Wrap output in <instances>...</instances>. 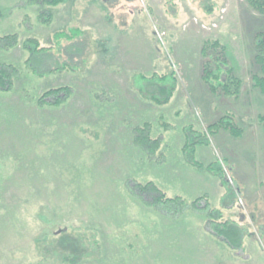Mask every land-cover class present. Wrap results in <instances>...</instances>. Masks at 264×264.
I'll return each instance as SVG.
<instances>
[{"label":"rangeland","instance_id":"374dc122","mask_svg":"<svg viewBox=\"0 0 264 264\" xmlns=\"http://www.w3.org/2000/svg\"><path fill=\"white\" fill-rule=\"evenodd\" d=\"M204 3L66 0L45 8L54 14L46 25L43 7L0 0V37H33L52 47L45 53L0 49V63L19 72L14 89L0 91V264H64L58 253H79V234L97 238L101 252L88 258L96 252L87 249L77 264H264V129L257 122L264 95L250 74L264 17L244 0H215L210 13ZM76 28L84 32L74 42L83 58L72 59L75 45L64 42L70 45L65 53L54 35ZM207 40L226 47L244 84L240 98L214 95L203 83ZM85 59L77 72L62 70L63 60L79 67ZM171 72L178 87L165 106L131 89L134 74ZM67 85L75 93L63 106L36 105L46 90ZM97 93L110 99L97 102ZM227 113L244 128L242 137L221 131L207 145H193ZM146 122L162 139L153 156L133 143L134 128ZM188 127L196 133L187 149ZM216 160H224L230 192L193 167ZM150 181L169 197L184 198L185 209L170 216L131 194L134 185ZM204 196L241 229L239 251L207 232L210 208L191 207Z\"/></svg>","mask_w":264,"mask_h":264},{"label":"trees","instance_id":"16d2710c","mask_svg":"<svg viewBox=\"0 0 264 264\" xmlns=\"http://www.w3.org/2000/svg\"><path fill=\"white\" fill-rule=\"evenodd\" d=\"M244 1H246L252 11L264 17V0ZM27 2L30 5L44 8L41 17L42 21L47 25L52 23L54 14L49 10L47 11L45 8H54L63 5L66 3V0H27ZM204 2V9L206 12H212L216 6L215 0H204ZM83 33L84 32L81 29L76 28L69 32L59 31L55 33L54 37L58 44L62 43L60 49L64 52H67V48L70 47V45H64V47V42H70V44L75 45L73 52L70 54L73 55L70 56L72 59H74L77 54L80 58H83V56H81L82 51L80 50L79 52L78 46L74 43L80 42L84 36ZM83 45L84 44L82 43V49L84 51L86 50V47ZM256 46L260 52L256 54L254 58L252 57V59H250L251 84L254 89L259 90L264 95V33L259 35L258 40L256 41ZM19 47L22 50H28L31 53H45L52 50L51 46H42L41 42L33 37H29L24 40H20L18 35L0 37V49L13 50L18 49ZM201 55L203 58L201 79L207 86L210 93L226 98H240L243 92L244 84L242 79L236 74L233 67L229 64V59L226 55V47L218 40H207L204 42ZM85 61L86 59L80 61L79 67H77V64H74V62L72 63V60H63V67L65 69L62 70L70 69V72H77L74 70H81L85 66ZM18 75L19 72L14 66L0 63V91H12L16 84V76ZM41 75L43 77L46 74ZM177 87L178 79L175 72L153 73L151 75L137 73L131 77V89L138 94L143 101L156 106H165L169 104L177 91ZM74 93V88L70 85L51 88L36 98V105L39 107H61L72 99ZM95 95L97 96V102L100 103H103L104 100L106 101L110 99L109 97H106L102 100V98H100L101 94L97 93ZM257 120L259 126L264 129V115L258 116ZM164 126L166 128L169 127L167 124H164ZM221 131L229 133V135L234 138L242 137L245 132L244 128L236 120L235 116L227 113L211 124L208 129H206L204 135L195 137L194 139L196 142L193 145H207L209 138ZM190 133L195 134L196 132L190 127L186 128L185 136L187 149L191 146L188 141L191 139L189 137ZM133 143L135 146L140 148L142 152L153 156L158 153L159 148L162 146V139L154 138L152 136V124L146 122L143 125L136 126L134 128ZM223 162L224 160H216L209 165H204L201 162H195L193 167L202 173L205 172L209 175L215 176L223 187L229 191L230 186L233 185L230 184L225 166L222 164ZM230 190H232V188ZM130 192L133 195L139 196L146 206H151L161 210L170 216L175 212L177 213L178 211L185 209L187 203L182 197H169L164 190L152 181L146 184L137 183L131 188ZM222 199L225 201L227 198L224 196ZM204 200L207 203L202 205ZM209 201L210 200L206 196L199 197L196 200L191 201L190 205L195 210H205L210 208L212 216L206 225L207 232H209L210 236L217 239L221 243H224L235 251H239L242 247L243 239L241 229L233 221H224L221 212L216 208L211 207ZM96 239L97 238L94 240L87 239L90 246H82L87 240L79 234L78 239L75 240V243H77L76 245H78V243L82 244L81 246H76L80 249L79 253L69 255L65 251H60L58 253V258H60L64 264H77L84 259L87 249H91L94 253L96 252L95 254L89 253V255H87L88 258H92L97 255V252H101L99 250L100 242ZM84 249L86 250L85 252Z\"/></svg>","mask_w":264,"mask_h":264},{"label":"built area","instance_id":"2783aa9c","mask_svg":"<svg viewBox=\"0 0 264 264\" xmlns=\"http://www.w3.org/2000/svg\"><path fill=\"white\" fill-rule=\"evenodd\" d=\"M203 28H206L205 26H203Z\"/></svg>","mask_w":264,"mask_h":264}]
</instances>
